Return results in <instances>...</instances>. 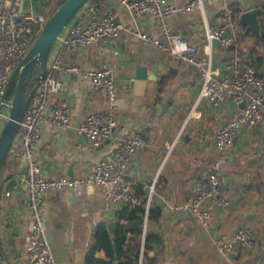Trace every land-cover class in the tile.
<instances>
[{
	"label": "crops",
	"instance_id": "obj_1",
	"mask_svg": "<svg viewBox=\"0 0 264 264\" xmlns=\"http://www.w3.org/2000/svg\"><path fill=\"white\" fill-rule=\"evenodd\" d=\"M58 1L16 0V4L22 11L48 17ZM165 1L183 6L188 0ZM228 1L235 8L242 33L234 46L211 44L206 49L212 69L219 75L237 61L253 67L264 79V0ZM107 6L130 31L122 32L111 44L78 48L68 61L81 68L110 66L119 101L115 136L123 137L134 129L141 132L145 146L131 163L127 181L132 193L147 199L150 195V203L161 209L158 221L145 223V229L161 237V245L154 246L157 264H204V256L210 258L207 264H264V126L240 130L228 148L216 149L215 131L234 116L237 106L213 108L199 100L200 79L194 68L143 45L136 32L161 38L153 15L128 14L112 1ZM219 8L220 3L213 2L203 10L179 11L169 23L175 32L205 46L206 26L217 21ZM251 10L256 12L257 34L240 19ZM58 49L56 42L49 61ZM137 68H143L146 75L142 95H137L133 86ZM64 82L61 101L71 106L70 129L59 133L43 125L34 145L35 158L47 178H83L90 175L97 161L113 156L114 140L105 139L94 147L76 132L83 119L102 110L105 103L89 80L70 73ZM55 99L52 96L49 102L53 104ZM202 135L206 140L199 142ZM6 164L10 178L0 187V264H27L25 250L31 228L27 194L19 183L5 189L9 179L22 173L25 163L17 152L8 154ZM210 173L220 176L229 204L225 209L214 206L211 222L203 226L181 204L193 183ZM42 213L56 264H84L97 225L115 218V211L105 204L104 189L98 185L86 186L79 196L67 186L50 190L44 194ZM238 226L251 230L253 247L219 254L216 246L229 240ZM95 256L105 259L103 251Z\"/></svg>",
	"mask_w": 264,
	"mask_h": 264
},
{
	"label": "built area",
	"instance_id": "obj_2",
	"mask_svg": "<svg viewBox=\"0 0 264 264\" xmlns=\"http://www.w3.org/2000/svg\"><path fill=\"white\" fill-rule=\"evenodd\" d=\"M120 4L128 14L134 16L153 15L158 23L161 38L136 32L144 46L156 49L167 57L182 61L194 68L199 75V100H206L213 108L233 104L237 106L234 116L217 128L213 136L216 149L228 148L238 131L252 130L264 126V79L251 66H241L237 61L228 64L219 75L212 69L211 57L206 49L215 40L217 45L228 48L236 45L240 31L235 8L228 0H188L183 6H175L165 0H87L75 13L67 27L57 39L59 49L56 57L48 62L47 70L39 85L31 94L27 107L18 123L8 154H16L25 165L17 177L27 194V206L31 228L27 238L25 259L27 264H56L51 244L46 234L45 217L42 213L44 194L50 190L69 187L79 196L86 186L98 185L104 189L105 204L116 210L122 205L138 206L142 198L130 190L127 181L131 163L144 148L145 142L137 129L123 137H116V114L119 107L118 93L112 68H81L69 63L70 56L81 47L91 44L104 46L112 43L129 27L118 22L108 8V2ZM219 2L217 21L206 26L205 46L175 32L169 18L179 11L203 10L207 4ZM47 18L42 13L22 11L16 0H0V116L8 109L5 88L9 76L25 58L35 44ZM74 73L90 81L101 95L105 106L102 110L88 114L77 126L76 132L94 146L105 139L114 140L113 156L97 161L90 175L83 178H47L35 158L34 145L40 129L47 124L57 132L70 129L72 110L67 101H61L65 92V78ZM54 96L56 102L49 99ZM199 142L206 136L199 137ZM150 204V195L147 206ZM229 201L225 195L220 176L210 173L205 179L195 181L190 195L181 208L191 212L200 225L212 220V209H225ZM254 238L246 226H238L232 237L216 246L221 255L236 248H252Z\"/></svg>",
	"mask_w": 264,
	"mask_h": 264
},
{
	"label": "water",
	"instance_id": "obj_3",
	"mask_svg": "<svg viewBox=\"0 0 264 264\" xmlns=\"http://www.w3.org/2000/svg\"><path fill=\"white\" fill-rule=\"evenodd\" d=\"M86 1L87 0H65L52 15L48 16L35 44L8 78L5 95L7 94L14 76L17 75L8 116L0 132V174L4 162L7 160L10 145L14 138L18 123L30 99L31 91L29 90V84L31 81H40L43 78L47 70L51 50L56 44L58 37ZM240 19L242 23L249 25L255 34H257L258 24L255 11L251 10L245 12L241 15ZM106 44L111 43L108 41ZM212 45H217L215 40L212 41ZM36 66L38 68V74L34 77ZM143 71V68H137L135 80L133 81V86L136 88L135 93L137 95L145 93L146 75L143 74ZM16 184V179L11 178L6 183L5 189L8 191ZM156 202H158V200ZM113 225L114 222H109L107 224L108 229L112 230Z\"/></svg>",
	"mask_w": 264,
	"mask_h": 264
},
{
	"label": "trees",
	"instance_id": "obj_4",
	"mask_svg": "<svg viewBox=\"0 0 264 264\" xmlns=\"http://www.w3.org/2000/svg\"><path fill=\"white\" fill-rule=\"evenodd\" d=\"M65 0H59L52 9V15ZM49 62V60H48ZM38 74V68L34 77ZM17 75L14 76L6 94L7 99H11ZM40 81H31L29 90L32 92L39 85ZM7 161V160H6ZM4 162L0 174L3 176ZM10 176L3 178L0 187ZM161 215L158 205L149 204L147 197L142 198L138 206L130 207L122 205L115 210L114 225L109 230L107 224L101 222L95 228L88 250L84 256V264H157L158 254L154 246H160L161 237L145 229V223L156 222ZM103 251L105 259L95 256L96 252Z\"/></svg>",
	"mask_w": 264,
	"mask_h": 264
},
{
	"label": "rangeland",
	"instance_id": "obj_5",
	"mask_svg": "<svg viewBox=\"0 0 264 264\" xmlns=\"http://www.w3.org/2000/svg\"><path fill=\"white\" fill-rule=\"evenodd\" d=\"M50 13H51V11L47 15L50 16ZM36 68H37V66H36ZM8 110H9V108L8 109H5V110H2V112H1V116H0V132H1V129H2L3 125H4V123H5V120L7 119ZM6 165H5L4 169H3V176L0 179V182L3 180V178L9 176V171L7 170ZM202 261H203L204 264H207L210 261V258L207 257V256H204L202 258Z\"/></svg>",
	"mask_w": 264,
	"mask_h": 264
}]
</instances>
